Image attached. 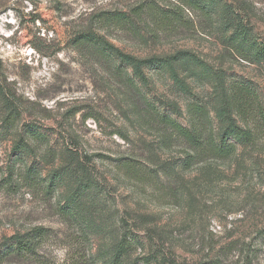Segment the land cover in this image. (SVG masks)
<instances>
[{"label":"rangeland","instance_id":"obj_1","mask_svg":"<svg viewBox=\"0 0 264 264\" xmlns=\"http://www.w3.org/2000/svg\"><path fill=\"white\" fill-rule=\"evenodd\" d=\"M225 5L264 44V0H0V86L18 112L4 127L0 94V264H102L100 251L120 235V217L138 240L123 264L147 255L177 264H264V142L237 144L229 158L183 169V146L164 145L151 119L142 121L131 107L145 96L188 126V106L196 103L218 130L204 66L223 70L226 82L244 80L264 106V61L248 62L227 46ZM135 8L144 11L135 16ZM103 12L125 14L126 22L104 25ZM86 28L138 57L183 52L176 66L189 92L148 66L144 86L115 58L75 44ZM29 131L30 145L14 151ZM68 150L89 160L98 181L77 198L70 176L51 182ZM126 160L139 165L144 181L119 169ZM29 165L32 179L8 185L7 169ZM58 212H96V227ZM35 226L46 229L35 252L2 255L12 235Z\"/></svg>","mask_w":264,"mask_h":264},{"label":"trees","instance_id":"obj_2","mask_svg":"<svg viewBox=\"0 0 264 264\" xmlns=\"http://www.w3.org/2000/svg\"><path fill=\"white\" fill-rule=\"evenodd\" d=\"M142 11H144V8H135L133 13L135 16H138ZM99 18V21L108 26L126 22L125 14L114 12H103ZM130 23L133 25L132 27H135L134 21L131 20ZM223 24L226 30L229 29L231 31L226 39V44L229 48L248 62L264 61V44L251 36L243 19L234 12L232 7L227 5H225L223 10ZM74 40L75 44H88L91 50L96 51L102 56L105 55L107 59L115 58L118 69H120L121 65L128 66L131 69V74L144 86L149 84L148 76L145 73V67L148 66L158 70H166L169 78L178 89L183 92H189L190 90L189 85L181 77L176 66V60L183 52L164 56H134L123 52L104 36L95 33L90 28L80 31L76 34ZM204 71L209 75V80L212 82V93L217 101V106L213 109L214 116L219 124V129L216 131L211 125V119L206 108L196 103L188 106V126L181 124L170 113L159 110L145 96L140 97L141 105H138L139 99L131 103V107L139 119L142 121L145 117L147 120L151 119V125L162 136L164 145L168 146L175 143L183 146L181 150L183 152V157L181 158V167L183 169H188L191 165L206 161L209 158H229L234 155L237 144L254 145L257 140L264 142V106L254 88L244 80L226 82L225 74L221 69L204 66ZM125 82L129 86V89L136 90L137 86L132 78L128 77ZM0 94L3 98L5 110L2 117V125L4 127H11L15 122L18 112L15 110L12 101L6 98L1 86ZM170 105L173 113H180L176 104L172 103ZM31 135L32 132L30 131L19 135L13 144V150L19 151L28 147ZM75 154L76 152L73 150L67 151V161L59 168L53 170L51 182L65 175L70 176L74 182L71 196L77 198L80 195L92 192L90 186L98 185V181L91 176V170L87 166L89 160L85 159L81 161L79 158L74 157ZM119 169H122L127 176L130 175L136 182L144 181L142 177L144 172H141L139 165L132 160L121 162ZM6 173L8 185L16 186L15 184H22L24 183L23 181L32 179L34 169L29 165L25 166L23 172L15 173V170L10 168L6 170ZM72 199L74 200V198ZM64 202L66 203L67 201L65 200ZM58 213L64 217H71L85 229L96 227V212ZM118 225L121 228L118 238L109 247L100 251V254H102V264H123L124 257L128 256L136 248L138 240L131 232L128 221L120 217ZM45 231V228L35 226L25 232L15 233L10 237L12 244L4 249L2 255L7 257L12 255H28L35 252L44 238ZM127 264L177 263L170 258L155 260L154 257L147 255L140 258H132Z\"/></svg>","mask_w":264,"mask_h":264}]
</instances>
